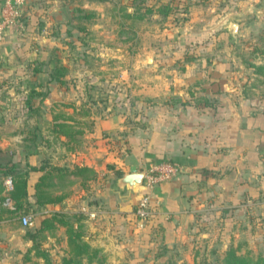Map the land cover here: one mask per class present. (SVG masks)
Returning <instances> with one entry per match:
<instances>
[{"label": "crops", "instance_id": "0c3cea01", "mask_svg": "<svg viewBox=\"0 0 264 264\" xmlns=\"http://www.w3.org/2000/svg\"><path fill=\"white\" fill-rule=\"evenodd\" d=\"M114 1L28 0L5 31L0 195L3 171L25 173L27 203L43 219L81 214L83 242L105 264H150L157 249L197 261L239 241L264 248V97L251 93L264 90L258 1ZM155 4L180 13L161 17ZM120 7L137 27L128 35ZM141 13L179 26L142 33ZM162 161L179 173L154 189L139 233L130 219L142 191L118 180ZM12 225L0 221V236Z\"/></svg>", "mask_w": 264, "mask_h": 264}, {"label": "rangeland", "instance_id": "374dc122", "mask_svg": "<svg viewBox=\"0 0 264 264\" xmlns=\"http://www.w3.org/2000/svg\"><path fill=\"white\" fill-rule=\"evenodd\" d=\"M108 1L111 3L115 2L114 0H108ZM257 1H258L257 3L253 2V4L256 5L257 8H260L261 12L259 13L258 16L262 17L261 22H264V0H257ZM143 4L144 3L141 2L140 7ZM159 4H155L156 5L155 8L157 7L155 14H159L158 13L159 8L165 5V4H161L159 6ZM120 8H122L123 10L121 11V13L125 15L127 13L126 10H124L123 7ZM23 9H22V13H23ZM104 13H107L113 18L115 14L118 15L120 11L119 8H117V6L112 5L109 8V11H104ZM179 13L180 11L178 9L176 10L173 8V11L170 14L173 16ZM141 15L144 14L141 13ZM145 16L146 15L138 19L140 22V25L138 27L142 33H145V31L147 32V29H151V31L153 32L160 31L164 28H167L169 24H171V27H175V28L179 26V22H177V20L175 19H173L172 22L165 24L166 20L162 18L151 19V18H146ZM92 18L93 20L96 21L94 15H92ZM20 19L18 24L20 23ZM129 19L124 20V23H126L127 25L126 27L127 29L125 30V35L130 34L132 29L137 28L135 26L133 27L130 24L131 21ZM253 33L257 36L264 35V25L258 26V29H255ZM258 44L261 45L262 48H264L263 41L261 42L258 41ZM251 93L253 94V96L264 97V90L262 89L252 90ZM47 199H52V198L49 197ZM28 206H29L27 207L28 213L25 214L30 216L31 220L26 227L22 226L21 223H19L20 217L22 216L21 213L11 216L9 214L7 215L3 214L2 216H0L1 222H12L14 224L12 225L11 229L3 230L1 232V234L3 235L0 236V258L3 261H0V264H105V262L102 260V258L99 256L98 253L95 255L93 254L94 258L90 262L83 261L84 258L73 257L70 254L71 249L69 248L66 240L65 228L58 225V227L56 226L54 229L40 230V225H41L40 222L42 221L43 218L40 217L38 210L35 207H31L30 205ZM65 216L69 218L68 221L71 223L72 222L75 223L77 220L76 218L80 216V220L78 222L80 223V225H82V221L84 217L81 214L80 215L76 214L72 216L65 215ZM57 228H63L64 232L61 233V236H59V231ZM7 233H10L12 235H9ZM237 243H238V247L236 246L234 248H238L239 253L242 255H248L251 258L264 256V248L254 249L251 248L249 245L247 246L243 245V242L241 241ZM212 250L213 249H210L209 251L212 252ZM217 250L218 248H215L213 252L214 251L216 252ZM207 253L210 254V252ZM154 257H155V261L150 262V264H218V262H216L217 260L216 258L220 259L221 256L211 257L210 255V257H205V255H203L202 257L198 258L197 261L195 258L192 261H189V260H185L182 254H179V252H174L171 250L163 251L157 249V252H155Z\"/></svg>", "mask_w": 264, "mask_h": 264}, {"label": "trees", "instance_id": "16d2710c", "mask_svg": "<svg viewBox=\"0 0 264 264\" xmlns=\"http://www.w3.org/2000/svg\"><path fill=\"white\" fill-rule=\"evenodd\" d=\"M172 11L173 8L169 7V5H163L159 8L158 13L161 16H167ZM124 18L129 19L131 18V15L126 13L124 15ZM32 71L33 73H37L39 69L37 67H33ZM59 71L60 69L58 70L57 75H61V72ZM31 97H33V95ZM30 100L31 99L29 98L25 101L28 114H36L37 108L31 104ZM2 174L3 176L9 177L12 181V190L9 193V196L14 203L15 209L14 211L1 209L0 216H2L3 214H9L11 216L17 215L19 213H21L22 216L26 215L25 213H28L27 207H29V204L27 203V175L25 173L16 171L13 166L8 168L6 171H3ZM2 196L3 195H0V199H2ZM46 200L50 201L51 199ZM37 201L40 202V197ZM76 219L77 220L75 223H71L68 221L69 218L65 215L59 213L49 214L48 217L42 219V221L40 222V230L54 229L58 225L65 228L66 240L69 248L71 249L70 254L76 258H86L90 262L91 260H93L94 255L97 254V251L83 242L84 233L82 225H80V223L78 222L80 220V216H78ZM216 259V262H218V264H264V256L251 258L248 255L240 254L238 248L234 247L228 248L220 257V259Z\"/></svg>", "mask_w": 264, "mask_h": 264}, {"label": "built area", "instance_id": "2783aa9c", "mask_svg": "<svg viewBox=\"0 0 264 264\" xmlns=\"http://www.w3.org/2000/svg\"><path fill=\"white\" fill-rule=\"evenodd\" d=\"M28 0H3L0 7V47L3 44L5 31L18 24L22 9ZM179 173V168L170 161H162L150 164L142 171V194L138 200L130 219V225L137 232H145L149 227L154 213L151 200L152 192L161 184L172 181ZM4 195L0 199V210L14 211V203L9 196L12 190V181L6 177L3 181ZM30 216L20 217V223L26 227L30 223Z\"/></svg>", "mask_w": 264, "mask_h": 264}, {"label": "water", "instance_id": "95a60500", "mask_svg": "<svg viewBox=\"0 0 264 264\" xmlns=\"http://www.w3.org/2000/svg\"><path fill=\"white\" fill-rule=\"evenodd\" d=\"M238 25L235 23H229L228 25V31L233 40H236V33H237ZM142 181H143V175L142 173H138L136 169H131L130 172L121 177L118 180V183L120 184V188H129V189H140L142 190Z\"/></svg>", "mask_w": 264, "mask_h": 264}]
</instances>
